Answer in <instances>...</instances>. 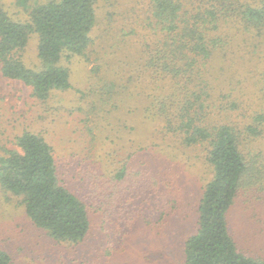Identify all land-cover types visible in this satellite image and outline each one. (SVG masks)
<instances>
[{"label": "trees", "instance_id": "obj_1", "mask_svg": "<svg viewBox=\"0 0 264 264\" xmlns=\"http://www.w3.org/2000/svg\"><path fill=\"white\" fill-rule=\"evenodd\" d=\"M100 1L109 0H49L32 8L30 24L12 20L0 3L2 75L30 86L40 102L69 89L61 61L86 55ZM133 13L136 27L121 33L123 43L135 45L138 74L126 82L133 86L127 99L134 100L130 113H142L150 132V143L136 147L152 151V159L202 148L212 171L201 187L183 264H264L237 249L227 223L239 192L264 186V150L246 149V141L264 134V101L248 98L264 74V0H149ZM31 33L38 36V69L28 68L21 55ZM15 143L19 150L2 149L0 188L19 198L29 220L53 240L82 242L91 228L88 207L60 183L51 146L30 131ZM126 176L124 164L113 180ZM161 178L152 174L149 187L169 184ZM0 264H10L1 249Z\"/></svg>", "mask_w": 264, "mask_h": 264}, {"label": "rangeland", "instance_id": "obj_2", "mask_svg": "<svg viewBox=\"0 0 264 264\" xmlns=\"http://www.w3.org/2000/svg\"><path fill=\"white\" fill-rule=\"evenodd\" d=\"M47 1L0 3L12 20L30 24L32 8ZM148 1H100L86 55L61 61L69 70L70 88L53 91L44 102L32 96L30 86L0 72V157L2 149L19 150L15 138L23 131L43 137L52 148L60 183L87 205L91 222L82 242L55 241L29 220L19 198L0 188V249L10 264H183L184 242L197 227L201 187L212 171L202 148L152 159V151L136 147L138 141L143 148L150 143V132L142 126V113L129 111L134 100L127 93L133 86L126 82L134 83L128 78L138 74L131 55L135 45L123 43L121 33L136 27L133 12ZM37 46L38 36L31 33L21 53L28 68L40 66ZM262 75L260 88L251 89L248 97L256 104L264 101ZM246 149L264 150V134L246 141ZM124 164L126 178L113 180ZM152 174L169 184L150 188ZM227 223L237 249L264 261V186L242 189Z\"/></svg>", "mask_w": 264, "mask_h": 264}]
</instances>
